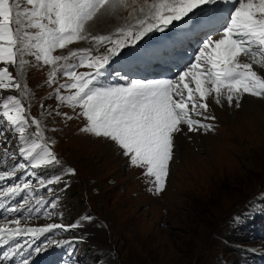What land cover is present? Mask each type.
<instances>
[{
    "label": "rangeland",
    "instance_id": "obj_1",
    "mask_svg": "<svg viewBox=\"0 0 264 264\" xmlns=\"http://www.w3.org/2000/svg\"><path fill=\"white\" fill-rule=\"evenodd\" d=\"M16 2L20 4L21 13L30 7L26 0L12 3ZM130 12V8H121L113 15L110 10L112 19L102 15L98 29L104 32L133 22ZM20 19L22 31L33 36L38 32L26 26L28 21L23 14ZM24 42L22 38L21 48ZM83 48H92L93 55L98 54L94 42L83 40L65 49H56L53 55L67 56L70 51ZM36 51L25 49L18 53L17 64H5L22 87L0 90V104L7 95L21 99L29 117L42 122L44 138L55 141L63 170L72 168L75 173L50 185L52 191L36 188L37 197L55 200L58 206L55 209L50 204L39 206L40 211H34L33 220L69 226L84 217L92 219L85 221L83 227L57 228L48 235L45 233L44 242L38 245L43 250L34 252L33 257L54 252L63 260L68 259V264H101L99 255L105 259V264H264V98L246 94L242 101L255 98L259 105H247L245 110L235 103L232 106L224 101L221 104L211 101L207 115L214 116L215 120L207 122L213 123L215 130L205 133L185 129L182 135L185 141L174 149L166 187L156 194L150 191L151 178L145 175V170L131 165L118 146L109 139L81 130L77 120L79 107L73 108L55 96L59 85L70 78L62 74L61 68L56 82L47 83L53 65L37 61ZM104 51V48L99 49L101 53ZM196 51L167 50L163 70L167 72L172 68L167 67L168 59L194 62ZM151 53L147 51V57ZM20 59L26 61L23 69ZM65 63L74 64L77 60L69 57L68 61L58 62L57 67ZM86 63L76 67L77 73L90 71ZM118 63L112 60L108 68ZM109 77L103 75V85L111 84L107 82ZM60 93L68 95L70 90L62 88ZM33 131L35 125L29 129ZM200 135L211 139L204 145ZM16 143L19 146V141ZM30 171L31 168L20 175L25 179ZM37 173L45 178L40 170ZM61 174L60 167L58 175ZM32 179L35 184L36 178ZM46 211L51 215H45ZM48 237L60 243L45 241Z\"/></svg>",
    "mask_w": 264,
    "mask_h": 264
},
{
    "label": "snow or ice",
    "instance_id": "obj_2",
    "mask_svg": "<svg viewBox=\"0 0 264 264\" xmlns=\"http://www.w3.org/2000/svg\"><path fill=\"white\" fill-rule=\"evenodd\" d=\"M225 0H26L23 13L20 4L10 0H0V62L7 65L17 64L18 53L36 49L35 58L45 65H53L47 83L56 82L57 72L62 68L63 75L70 79L59 85L55 96L73 108L80 109V115L86 118L81 130L96 137L112 141L127 156L131 165L145 170L151 178L150 191L156 194L164 191L169 175L170 162L179 136L187 132L214 131V116L209 112V98L216 104L226 101L240 107V101L247 94L264 98V0H227L232 10L227 17L221 16L215 6ZM130 8L132 23L116 29L114 34L92 35L87 31L90 22L99 16L121 9ZM207 9V11H205ZM197 13L207 17L204 28L220 24L221 29L205 31V38L194 58V62L179 71L174 79H127L121 84H100L113 58L123 54L126 48L138 43L153 32H169L178 23H186ZM28 21L27 27L38 29L33 36L22 31L21 15ZM14 17H16L14 21ZM199 22L193 21V26ZM14 23L18 26L13 27ZM187 31V30H185ZM22 38L25 40L21 48ZM183 36L176 38L181 43ZM35 40V43H33ZM90 40L92 48L73 50L64 55H53L56 49H65L77 41ZM104 48V52H99ZM167 49L157 50L151 55L162 57ZM76 58L77 63H65L57 67L58 62ZM246 58V59H242ZM90 71L77 73V66H85ZM26 61L19 60L23 69ZM260 66V71L254 69ZM8 67L0 66V90L21 89ZM67 88L70 94L62 95L60 89ZM0 160L5 168L0 170V209L9 213L27 211L29 217L33 211L39 212L41 205L50 204L52 209L58 205L55 200L48 201L37 197L36 188L49 187L60 183L63 177L74 174L75 169L63 170L61 160L53 151L52 145L44 138L42 122L29 117L25 105L16 95H7L0 104ZM59 114V113H58ZM66 115V114H65ZM71 118V117H69ZM32 125L35 131L29 132ZM7 133V135H5ZM16 141H19L17 146ZM12 147L9 148L8 145ZM62 168V174L47 179L38 175L37 170ZM27 172L19 183L8 181L19 178L20 172ZM32 177L36 178L33 183ZM31 193V196H23ZM20 197L22 203L6 205L4 201ZM58 200V197L56 198ZM34 201V203H33ZM45 215H51L46 211ZM62 215V214H61ZM26 219V218H25ZM84 217L76 224H48L44 227L21 226V219L7 220L0 225V245L14 246L3 253L0 259H10L17 254L22 256L18 264H30L21 252L23 245L16 242L18 237L37 238L53 229H71L83 227ZM14 225V226H9ZM49 243L58 244V241ZM64 243H70L65 241ZM40 253L43 248L32 247Z\"/></svg>",
    "mask_w": 264,
    "mask_h": 264
},
{
    "label": "bare ground",
    "instance_id": "obj_3",
    "mask_svg": "<svg viewBox=\"0 0 264 264\" xmlns=\"http://www.w3.org/2000/svg\"><path fill=\"white\" fill-rule=\"evenodd\" d=\"M140 2L142 3L143 1H140ZM230 6L233 7L231 3H230ZM215 10L219 12V9L218 8H215ZM205 11H207V10H205ZM118 12H119V9L116 10V11H114L113 12V15L116 14V13H118ZM104 15H105V18L107 17V18L112 19V17H113V16L110 15V11H109V13H106ZM101 16L99 18H97L96 20H94L93 22H90V25H88V27H87V31H89L92 35H108V34H114L115 31H116L115 29H117V28H119L121 26L126 25V24H119L118 26H115V27H112V28L110 27L111 29L109 28V30L102 32V30L98 29L99 23L103 21V20L101 21V18H102ZM198 18H199V22L198 23L205 21V17L201 13H198L190 21H197ZM128 23H132V21L127 22V24ZM187 23H180V24L176 25L175 28H173L171 31L167 32V34H169L170 37H172V38H174V37L177 38L178 36H181V33L182 32H185V30H187L186 31L187 33H193L195 31V29H196V25L193 26V28L191 30H189V28L187 27ZM142 41L144 43L147 42V40H142ZM156 41H157V44H158V46L156 47L157 50L159 49V44H163L164 46L168 45L169 47L172 46V40L169 39V38H167L166 35H159V36H157L156 37ZM196 45H200V44H199V41L197 39H194L191 42L190 48H193ZM134 56H136V57H142L141 56V49H140V46L139 45L124 49L123 50V54L120 55V56H117V60H118L119 63L116 64V65L118 67H119V65H124V68H127V65L126 64L127 63H131V66L134 69L133 71H134V74H135V79H143V80L174 79V75L171 74L170 72L167 73V72H165L163 70H159L157 72V74H153V71L152 70H149L150 69L149 66L148 67H143L144 69H142L141 67H139L138 63L135 61V58L136 57H134ZM242 59H246V58H242ZM0 65H4V63L3 62H0ZM178 66L179 65H175L173 71L176 70V71L179 72V71H182L183 70L182 68L176 69ZM153 68L154 69L155 68L156 69H159L160 68V64H157L156 67L154 66ZM254 69L257 70V71H260V66L254 64ZM211 101H213V100L211 98H209V103ZM224 102L227 103L226 101H224ZM225 103H222V104L226 105ZM240 105L242 106V109L241 110H245L244 107L247 106V105H251V106L252 105H254V106L259 105V100H256L255 98H248L247 100L245 99L244 101L241 100L240 101ZM231 109H232V107H231ZM245 112H247V111H245ZM239 116H241V115H239ZM239 116H236V117H239ZM200 136H202V135H200ZM209 139H211L210 136H202V140H204L203 144L205 145V143H207V140L209 141ZM183 140L185 141V138H183L182 136H179L178 137L177 144H178L179 147L181 146V143L183 142ZM94 241L96 242V240H94ZM96 243L99 244L98 241Z\"/></svg>",
    "mask_w": 264,
    "mask_h": 264
},
{
    "label": "trees",
    "instance_id": "obj_4",
    "mask_svg": "<svg viewBox=\"0 0 264 264\" xmlns=\"http://www.w3.org/2000/svg\"><path fill=\"white\" fill-rule=\"evenodd\" d=\"M83 199V198H82Z\"/></svg>",
    "mask_w": 264,
    "mask_h": 264
}]
</instances>
